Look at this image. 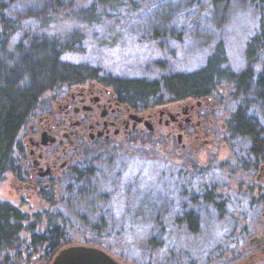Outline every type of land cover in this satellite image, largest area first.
I'll return each instance as SVG.
<instances>
[{"label": "rangeland", "instance_id": "obj_1", "mask_svg": "<svg viewBox=\"0 0 264 264\" xmlns=\"http://www.w3.org/2000/svg\"><path fill=\"white\" fill-rule=\"evenodd\" d=\"M135 2L106 11L100 23L91 25L63 15L48 34L64 36L82 30L84 44L79 52L69 55L70 60L101 64L104 74L112 76L155 79L173 70L188 72L205 65L206 58L220 41L224 42L227 65L241 66L245 43L258 25L255 10L241 0L231 5L229 13H222L227 16L222 21L216 20L219 16L211 0H200L197 6L181 7L173 15H186L189 9L198 13L200 19L206 21L203 27L212 31L208 38L200 36L196 25L185 26L188 22L177 24L174 32L171 26L165 25L162 36L156 37L154 27L160 29L169 16L163 12L165 1ZM142 34V40H138ZM227 90L219 87L216 92L225 95ZM53 95L54 92H50L45 98ZM222 112L226 120L232 109L222 107ZM26 130L27 127L19 138ZM222 132L219 129L220 138L216 140L219 144L210 152L202 149L192 153L188 148L182 153L180 145L165 139L166 133L161 137L135 138L120 146L104 144L105 150L90 149L82 164L91 163L94 176L92 184L86 187L90 196L84 199L79 198L78 191L67 193L68 188L62 186L43 194L20 191L12 172L5 173L0 178V203L17 207L25 220L17 247L2 253L13 257L27 247L32 237L44 235L50 224L62 225L65 220L72 225L68 232L69 246L100 247L96 241L104 238L105 248H101L124 264H241L232 240L244 230L251 234L255 218L261 213L257 212L258 206L252 204L253 192L249 185L252 181H245L251 171L240 169L236 155L250 146L249 141L243 138L229 143L228 134L227 137ZM201 168L206 169L201 171ZM185 172L188 174L182 175ZM190 184L193 188L201 184L214 188L215 194L222 195L226 203L219 213L200 215L196 211L195 229L190 228L184 218L177 222L175 215L188 201L186 188H192ZM145 192L155 195L156 200H144ZM51 195L64 200L61 208L51 209L48 201ZM161 199L174 215L162 230L158 226L162 217L153 216L150 209ZM152 233L161 235L159 246L155 248L145 242ZM246 245L249 246V242Z\"/></svg>", "mask_w": 264, "mask_h": 264}, {"label": "trees", "instance_id": "obj_2", "mask_svg": "<svg viewBox=\"0 0 264 264\" xmlns=\"http://www.w3.org/2000/svg\"><path fill=\"white\" fill-rule=\"evenodd\" d=\"M164 1L163 12H167L166 15L169 16L160 29L154 27L156 37L162 36L165 25L171 26L174 32L177 24L185 22H188L185 26L196 25L202 38H208L212 33L209 27H203L206 21L201 20L200 15L190 11L191 9L185 12L186 15H173L181 7L197 6L200 0H184L181 3ZM236 1L238 0H211L216 15L220 17H216V20H224L226 13H229L228 9ZM241 2L255 10L258 20L256 30L245 43L241 66L232 68L227 65L224 42L220 41L216 44L215 51L206 58L205 65L193 71L173 70L160 78L148 79L112 76L104 74L101 64L95 65L89 60H70L69 55L82 49L85 39L82 30H75L64 36L48 34L52 25L63 15L91 25L100 23L106 11L134 4L135 0H0V178L7 172L21 170L19 136L31 119L42 110L46 100L50 99L45 98L46 95L88 79L112 85L136 108L183 97L219 95L216 90L225 87L228 90L225 95H219L224 97L219 101L222 107L232 109L227 119L228 142L248 139L250 146L236 154L238 166L243 171L254 170L264 161V0ZM224 11L226 13L222 16ZM142 37L143 34L138 40H142ZM92 171L91 163L75 167L68 178L67 193L78 191L79 198L89 197L86 187L92 184ZM185 173L182 175L188 174ZM191 186L192 188H186L189 190L186 192L189 202L175 215L177 222L184 218L189 227L195 229L198 216L196 211L200 215L219 213L226 203L222 201V195L215 194L214 188L212 190L203 184L200 187ZM143 199L156 200V196L145 192ZM48 201L51 209H58L64 200L55 199L51 195ZM162 202L164 200L161 199L160 203L150 206L153 216L162 217L158 222L161 230L166 227L168 219L174 217L169 205ZM24 220L17 207L0 203V255L18 241V234L24 230ZM49 226L44 235H36V238L44 241L47 239L52 247L70 243L68 232L72 230V225L64 220L62 225L53 223ZM245 231L232 240L236 244L235 252L240 256L243 253L240 248H244L249 242L246 240L249 233ZM160 236L156 233L149 234L145 238L146 245L158 247ZM103 239L96 241L101 244L98 245L100 248L105 246Z\"/></svg>", "mask_w": 264, "mask_h": 264}, {"label": "flooded vegetation", "instance_id": "obj_3", "mask_svg": "<svg viewBox=\"0 0 264 264\" xmlns=\"http://www.w3.org/2000/svg\"><path fill=\"white\" fill-rule=\"evenodd\" d=\"M52 92L54 95L46 100L41 114L31 119L20 138L18 154L22 168L12 172L20 191L43 194L61 186L68 188L71 172L82 164L87 151L105 150L104 144L120 146L135 138L161 137L166 133L165 139L180 145L182 153L188 148L192 153L202 149L210 152L219 144L216 141L220 138L219 129L228 134V118L224 119L219 101L222 96L183 97L136 108L112 85L95 79ZM249 179L252 204L258 206L257 212L261 215L256 216L249 246L240 248L243 253L239 259L241 264H264V161L245 181L250 182ZM46 240L34 236L13 257L1 253L0 264H52L59 250L70 245L62 243L52 247ZM15 247L13 243L3 252Z\"/></svg>", "mask_w": 264, "mask_h": 264}, {"label": "water", "instance_id": "obj_4", "mask_svg": "<svg viewBox=\"0 0 264 264\" xmlns=\"http://www.w3.org/2000/svg\"><path fill=\"white\" fill-rule=\"evenodd\" d=\"M52 264H124L105 249L90 245H71L59 250Z\"/></svg>", "mask_w": 264, "mask_h": 264}]
</instances>
